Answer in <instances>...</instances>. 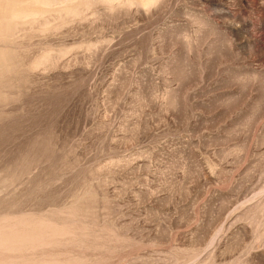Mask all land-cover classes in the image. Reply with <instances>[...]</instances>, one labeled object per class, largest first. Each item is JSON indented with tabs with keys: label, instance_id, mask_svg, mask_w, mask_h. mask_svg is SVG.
<instances>
[{
	"label": "rangeland",
	"instance_id": "374dc122",
	"mask_svg": "<svg viewBox=\"0 0 264 264\" xmlns=\"http://www.w3.org/2000/svg\"><path fill=\"white\" fill-rule=\"evenodd\" d=\"M0 264H264V0H0Z\"/></svg>",
	"mask_w": 264,
	"mask_h": 264
},
{
	"label": "clouds",
	"instance_id": "9594fccd",
	"mask_svg": "<svg viewBox=\"0 0 264 264\" xmlns=\"http://www.w3.org/2000/svg\"><path fill=\"white\" fill-rule=\"evenodd\" d=\"M153 7L159 2V0H149ZM190 18V17H189Z\"/></svg>",
	"mask_w": 264,
	"mask_h": 264
}]
</instances>
